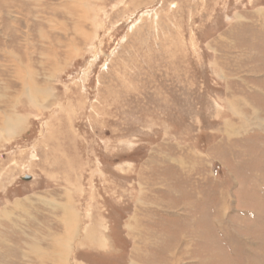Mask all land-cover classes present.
Masks as SVG:
<instances>
[{
	"label": "rangeland",
	"instance_id": "rangeland-1",
	"mask_svg": "<svg viewBox=\"0 0 264 264\" xmlns=\"http://www.w3.org/2000/svg\"><path fill=\"white\" fill-rule=\"evenodd\" d=\"M0 264H264V0H0Z\"/></svg>",
	"mask_w": 264,
	"mask_h": 264
},
{
	"label": "bare ground",
	"instance_id": "bare-ground-1",
	"mask_svg": "<svg viewBox=\"0 0 264 264\" xmlns=\"http://www.w3.org/2000/svg\"><path fill=\"white\" fill-rule=\"evenodd\" d=\"M11 125V124H10ZM23 177H25V178H27L28 177V175H23ZM73 221V220H72ZM71 224V223H70ZM69 230V229H68Z\"/></svg>",
	"mask_w": 264,
	"mask_h": 264
},
{
	"label": "crops",
	"instance_id": "crops-1",
	"mask_svg": "<svg viewBox=\"0 0 264 264\" xmlns=\"http://www.w3.org/2000/svg\"><path fill=\"white\" fill-rule=\"evenodd\" d=\"M173 253V252H172ZM170 256H175V255H173V254H171ZM147 259H144V261H146Z\"/></svg>",
	"mask_w": 264,
	"mask_h": 264
}]
</instances>
